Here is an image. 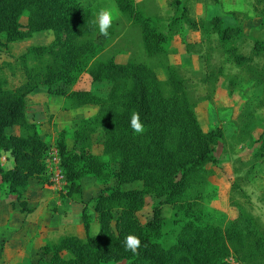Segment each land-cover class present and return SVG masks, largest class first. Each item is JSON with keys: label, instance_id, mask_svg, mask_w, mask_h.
<instances>
[{"label": "trees", "instance_id": "obj_1", "mask_svg": "<svg viewBox=\"0 0 264 264\" xmlns=\"http://www.w3.org/2000/svg\"><path fill=\"white\" fill-rule=\"evenodd\" d=\"M254 1L264 29V0ZM114 2L120 14L139 27L149 56L168 53L169 40L172 35L179 36L178 22L182 21L191 31L215 33L233 62L248 70L264 88V38L253 41L248 55L239 53L234 45L227 47L242 36L240 22L226 25L222 13L206 21L196 20L180 0H174L182 11L171 20L169 36L135 0ZM23 15L25 23L20 20ZM96 20L94 9L79 0H0V48L46 29L54 36L52 45L32 47L22 56L33 53L34 63L23 65L24 81L18 87H5L0 78V157L8 152L14 162L9 169L0 162V178L8 190L19 197L30 179L47 182V144L27 118L29 93L46 86L48 92L65 96L66 108H95L73 130L72 148L67 147L62 134L56 145L61 170L69 181L68 195L79 193V181L87 176L102 189L94 202L98 232L89 233L90 215L82 205L80 217L86 236L62 235L42 245L41 257L27 264H224L230 254L242 264H264V229L259 219L237 202V215L224 227L202 222V202L216 172L215 151L223 137L220 126L202 129L187 81L173 65L165 66V78L160 79L145 62L101 59V48L94 42L100 34ZM83 72L93 82L108 84L107 95L91 90L66 93L52 87L55 82L72 83ZM133 112L139 113L145 125L143 134L130 127ZM10 127H17L19 133L8 134ZM260 139L262 153L264 129ZM94 146L100 147L99 153L93 151ZM148 196L157 202L150 218L142 222L138 212ZM165 206L176 216H185L179 227L165 228ZM129 234L141 240L138 255L125 249Z\"/></svg>", "mask_w": 264, "mask_h": 264}, {"label": "rangeland", "instance_id": "obj_2", "mask_svg": "<svg viewBox=\"0 0 264 264\" xmlns=\"http://www.w3.org/2000/svg\"><path fill=\"white\" fill-rule=\"evenodd\" d=\"M79 1L84 6L94 9L96 19L102 9L114 12L113 24L108 29L109 35L105 37L98 34L94 40L97 47L101 48L98 55L101 59L114 57L118 62L126 60L145 62L156 71L160 79L165 78V66L173 65L187 81V88L202 129L209 130L217 126L222 129L223 137L215 151L218 160L214 166L216 172L210 178L202 202V222L224 227L229 219L237 215V208L234 205V202H237L257 217L264 229V149L259 153L263 141L260 138L264 129V100H261L264 95L263 86L254 81L248 70L233 62L232 57L226 52V47L221 46L216 34L209 30L191 31L186 23L178 22L179 36L172 35L168 53L164 57L149 56L144 49L139 27L131 25L120 14L114 0ZM180 1L185 5L187 14L196 20L206 21L213 14L222 13L224 24L234 25L240 22L242 36L233 39L227 46L234 45L239 53L250 54L253 41L264 38V29L261 26L263 18L255 13L254 0ZM176 4L174 0L137 1V7L146 15L158 20V29L169 36L173 32L171 20L182 11V7ZM20 20L25 23L26 15ZM53 40L52 31L46 29L34 33L29 38L1 47L0 78L4 86L12 89L18 87L24 81L23 65L34 63L33 53L22 56L32 47L52 45ZM255 61L261 62L257 58ZM210 74H213L212 79L209 78ZM52 87L66 93L91 90L101 96H106L109 90L108 84L93 82L86 72L81 73L72 83L60 81L55 82ZM67 105L64 95L50 93L46 86H39L27 96V118L36 124L41 138L47 144L44 151V176L47 182L41 183L35 178L30 179L22 194L17 197L8 190V186L0 178V264L36 263L41 257V246H36L34 237L44 232L41 228L43 226H40L38 232L37 230L28 232L31 238H26L18 253L11 247L12 240H20V235L22 236L24 232L22 228L24 216L32 209L41 208L43 215L51 216L58 211L59 204H56L58 200H62L63 203L70 200L75 203L72 217L77 218L81 204L85 205L86 212L90 215V225L93 224L99 229L94 202L102 189L94 178L90 176L82 178L79 181L80 192L68 195L66 192L69 181L65 178L59 186L53 185L50 183L53 174L46 169L50 166V152L53 148H58L56 144L59 135L62 134L67 147L72 148L73 130L83 118L91 116L95 111L92 106L66 108ZM6 132L18 134L19 129L10 127ZM93 151L99 153L100 147L94 146ZM0 162L4 169H9L14 164L8 152L2 153ZM156 202L155 198L146 197L145 206L138 212V218L142 222L150 218L151 208ZM163 214L167 218L165 228L168 230L179 227L185 220L184 215L176 216L167 206L163 208ZM3 216L8 217V220L11 218L8 222V225H11L7 226L6 230ZM76 224L73 230L59 232L53 222L48 226V230L51 228L55 232L51 239L44 240L43 245L55 242L66 234L84 238L86 233L83 225L80 227L81 231H77ZM10 254L13 256L9 257Z\"/></svg>", "mask_w": 264, "mask_h": 264}, {"label": "crops", "instance_id": "obj_3", "mask_svg": "<svg viewBox=\"0 0 264 264\" xmlns=\"http://www.w3.org/2000/svg\"><path fill=\"white\" fill-rule=\"evenodd\" d=\"M136 2L139 1V0H135ZM12 201V200H11ZM56 204H59V207H58V211H56V214L55 215H51L48 214V216L46 215H43L41 213V208H35V209H32L31 212L25 214L24 216V222H23V229H24V232H22V236L20 235V240L17 241V240H12L11 242H13L11 244V247L13 248V250L15 252H19L22 248V245L24 244V242L26 241V238L28 237V239L31 238L30 234L28 232L32 231V232H35L37 230L38 232V229L40 228V226H43L41 227L42 229H44V232L43 233H39V236L37 237L35 235L34 237V242L37 244L36 246H42L43 243H44V240H48V239H51V237L53 236V232H55V230H52L48 226H51V224L53 222H55V228L57 229V231H66V230H73L74 228V224H76V227H77V231H81L80 227L81 225H83L81 223V217H80V213H81V209H82V204H81V208L79 210V214L77 216V218L75 217H72V215H74V205L75 203L71 202L70 200L68 201L67 200V203L66 201L63 203L62 200H58L56 202ZM6 205V203H5ZM55 205V204H54ZM49 218V220H48ZM47 219V220H46ZM3 220H4V228L6 230V227L11 225L9 224L8 225V222L11 221V218L10 220H8V217H4L3 216ZM92 227H93V230H92ZM90 229H91V232L89 230V233L91 235H95L98 231V228L91 224L90 225ZM25 234H27L25 236ZM10 245V244H9ZM10 250V249H8ZM12 250V251H13ZM13 254H10L9 257H12Z\"/></svg>", "mask_w": 264, "mask_h": 264}, {"label": "clouds", "instance_id": "obj_4", "mask_svg": "<svg viewBox=\"0 0 264 264\" xmlns=\"http://www.w3.org/2000/svg\"><path fill=\"white\" fill-rule=\"evenodd\" d=\"M114 20V12L109 9H102L99 12L98 18L94 23L98 24L99 33L105 37L109 35L108 29L112 26ZM130 127L134 133L143 134L145 132V125L140 120L138 112H133L130 119ZM126 250L131 251L133 254L138 255L139 249L141 248V240L134 234L126 236L124 241Z\"/></svg>", "mask_w": 264, "mask_h": 264}, {"label": "built area", "instance_id": "obj_5", "mask_svg": "<svg viewBox=\"0 0 264 264\" xmlns=\"http://www.w3.org/2000/svg\"><path fill=\"white\" fill-rule=\"evenodd\" d=\"M50 153V166H47L46 169L47 172L49 169L50 174H53L50 183L52 182L53 185L59 186L66 178L61 170L59 150L58 148H53ZM225 264H240V262H238L232 255H229L225 258Z\"/></svg>", "mask_w": 264, "mask_h": 264}]
</instances>
